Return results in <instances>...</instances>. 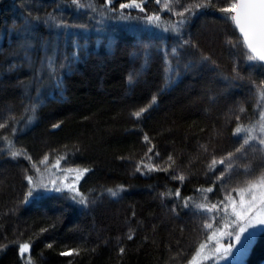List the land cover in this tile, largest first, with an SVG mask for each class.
Instances as JSON below:
<instances>
[{
  "label": "trees",
  "instance_id": "1",
  "mask_svg": "<svg viewBox=\"0 0 264 264\" xmlns=\"http://www.w3.org/2000/svg\"><path fill=\"white\" fill-rule=\"evenodd\" d=\"M123 1L0 0V264H187L207 235L196 220L225 225L215 168L240 144L238 124L257 121L245 85L261 83L264 64L248 59L231 14L220 10L232 0H171V10L137 0L144 12L122 10ZM197 3L188 15L175 14ZM78 10L88 49L68 72L53 73L58 85H26L36 67L17 58L19 29L36 24V48L49 36L47 17L66 22ZM102 24L115 34L97 44ZM25 88L42 93L31 106ZM239 108L243 122L231 114ZM44 163L45 184L55 180L61 192L39 188ZM28 177L40 195L25 202ZM72 186L86 204L70 198ZM21 244L29 245L23 254ZM242 264H264V230Z\"/></svg>",
  "mask_w": 264,
  "mask_h": 264
},
{
  "label": "rangeland",
  "instance_id": "2",
  "mask_svg": "<svg viewBox=\"0 0 264 264\" xmlns=\"http://www.w3.org/2000/svg\"><path fill=\"white\" fill-rule=\"evenodd\" d=\"M122 3H125V1ZM160 4L163 6V0H161ZM84 8L85 7L82 9ZM126 9H133V7ZM84 12L85 11L83 10V13ZM185 15H188V13ZM84 22L85 21L82 20V17H80L79 10L77 13L68 16L66 22H62V20L58 18L47 17L46 22L44 21V23L51 26V29H49V36L44 40L43 44H40L36 48L33 47L31 43L32 39H36L38 37V35L35 34L36 24L29 23V25L24 29H19L20 33H18V35H21L20 44L23 47L17 48V51L20 52L17 58L22 60V63L26 67L27 65H30L31 61L32 64L34 62L36 67V74L34 77L37 81L35 82L34 77H32V80H30L29 83L27 80L26 85L29 84L34 89L39 87L42 90L46 89V85H58V75L68 72V69L71 65L70 63L73 64L75 61H77V57L82 55L83 50L88 49L87 41L81 42V37L87 35V31H84L82 28V26L84 27ZM136 25H131V33L136 31ZM100 26L101 27L97 30V38L95 39L97 44L101 42L106 43L110 36L115 34L114 32H108L105 28H103V24ZM102 31L103 33L101 34ZM26 43L27 45L30 43L31 46L26 47ZM55 72L58 74L57 76H53V73L55 74ZM260 72L262 73L261 83L257 85V87L254 85V83L245 85V89L247 90L249 96H253L255 108L258 111L257 121L255 124H253L256 128V131L253 134L258 138L264 135L259 132L260 114L264 113V66L260 68ZM172 75H169L167 79L169 84L174 83V77ZM258 79L260 80V77L256 76L255 80ZM38 82H41L42 86L45 88H41L38 85ZM24 94L27 100L30 101L29 106L33 104V100H37L38 97L42 95V93H39L35 96L31 90H26V88L24 90ZM223 95L224 93H221L219 96ZM31 108L33 110L32 112H34L35 105ZM244 113L245 112H241L239 108V110L237 109L231 114L235 119H237L239 116V122H243L245 115ZM253 125L249 127H252ZM246 135L247 133L243 132L241 137ZM237 142L240 144L237 146V148H233L232 158L230 160H225L224 163H220L215 168L216 174H214L217 177H220L221 173H223V178L221 179L223 188L222 190L224 192L223 198L225 200V205H227V218L225 220V225L222 224L221 228L220 225H218L215 229H205L204 224L206 222L213 224V218L210 216H205L196 220V225H198L197 223L202 224V227L207 234L203 237L202 241V243H206L207 246L199 251V255H196L197 252L195 253L194 264H242L247 257L256 236L262 230H264V225L256 223L257 219L264 218V187L261 186V183H264V180L261 179V174L264 173V145H260L256 141H252L249 145L241 147L243 140L240 139ZM238 148L240 149L239 152H237ZM229 165H231V167H229ZM37 169V175L35 179L39 184H45L50 178V173L47 171L48 166H46L44 163L42 167H39V171ZM65 178H67V176ZM254 181L258 183L249 191V185ZM242 189L245 191L240 192ZM253 195L256 197L255 201H252ZM226 196H230L232 200L230 201L226 199ZM234 213H241L243 215V220L238 221L237 216ZM249 222L255 224V228H249L248 230L249 233L255 232V237L247 247V250L241 254L238 251L240 245H238L235 240V234L239 232L241 226ZM209 235L212 237L211 240L208 239ZM221 242L230 244L231 251H227L221 255H215V247ZM192 261L193 258L187 264H190Z\"/></svg>",
  "mask_w": 264,
  "mask_h": 264
},
{
  "label": "snow or ice",
  "instance_id": "3",
  "mask_svg": "<svg viewBox=\"0 0 264 264\" xmlns=\"http://www.w3.org/2000/svg\"><path fill=\"white\" fill-rule=\"evenodd\" d=\"M107 2L110 4L112 0H107ZM157 3H161V0H156ZM171 0H163V8L164 9H169ZM73 4H76L77 7H80V0H72ZM135 7L139 11L144 12L145 9L142 6V3H138L137 0H129L128 3H121L120 8L126 9V8H132ZM193 7L195 8H200L202 5L200 4H195L193 6H188L184 7L183 11H177L175 12L176 15L184 17L186 13H191L193 11ZM220 10L224 13H230L227 18L233 21L235 27L239 29V32L241 36L243 37V44L247 47L248 52L252 53V55L248 56V59L254 60L258 59L261 62H264V0H232V2L227 6V7H221ZM160 20V17L158 15L156 16H147V21L148 23H154L158 22ZM180 24L184 23V20L179 21ZM175 29V26H173ZM231 43V41H229ZM239 43V41H238ZM131 81V77L129 78ZM153 103H155V97H153ZM147 109H141L140 111L134 113V115L139 118L144 111ZM241 112L244 111L243 108L240 109ZM240 120V117H237V121ZM260 127H259V132L264 134V113L260 114V119H259ZM4 125L0 124V127H3ZM54 127H58V125H55ZM256 131L255 125L252 127H247L242 124H238V126L234 130V135H239L240 133L244 132L247 133L246 136L241 137L243 140V144L241 147H244L246 145H249L250 142L256 141L260 145H264V135L261 137H257L253 133ZM147 139V137H145ZM151 151V149H149ZM240 149H237V152H239ZM18 155H21L20 152L18 151H12L11 156L13 158H16ZM232 153H229L228 157L224 158L223 160L219 161V163H224L225 160H230L232 158ZM61 159H64V157H61ZM171 160V157H169ZM47 161V157H45V160L43 162ZM42 162V163H43ZM217 162L213 160V166ZM59 165V161L57 162V166ZM231 167V165H229ZM39 171V169H37ZM150 170H156V169H151ZM71 171V169H69ZM87 171V169L83 170ZM136 171H141L140 167L138 166L136 168ZM82 174V173H81ZM181 181L184 179L183 176L178 177ZM223 178V173H221V176L218 177V179ZM261 179L264 180V173L261 174ZM28 183L29 185H32L30 187L29 191L27 192V195L25 197V202H28L29 198L32 199H37L39 198V189L38 187L34 184V181L31 177H28ZM258 182L254 181L251 182L249 185V191L251 188L255 187ZM51 184L53 187L49 188L48 184H40L39 188H42L43 191L48 192V191H56V192H61L63 189L56 184V181L53 180L51 181ZM261 186L264 187V183H261ZM69 191H73L74 195L70 197L73 200H76L77 203L80 204H86V198L81 196V194L75 190L74 186L69 187ZM207 192L213 191L212 188H207L205 189ZM245 190H240V192H243ZM108 192L112 196L118 195V191H113L112 189H108ZM177 195H179V192L177 191ZM79 197V199H77ZM226 199L232 200L230 196H226ZM256 197L255 195L252 196V201H255ZM222 203V202H221ZM234 203V201H233ZM243 203V201H242ZM185 206L187 207V202L185 203ZM197 208L201 210H206L208 212H212L214 209H218L219 205L218 204H212L210 207L204 204H198L196 205ZM224 210L227 213V205L224 206ZM237 216V220H243V215L241 213H234ZM257 224L264 225V218H259L256 220ZM213 227L212 223H205L204 228L205 229H211ZM249 228H255V224L252 222H249L243 226L240 227L239 232L235 234V240L238 245H240V248L238 251L243 254L244 251L247 250V247L249 244L252 242L253 238L255 237V232L249 233L248 230ZM131 238V237H129ZM211 235H209L208 239L211 240ZM206 243H201L199 245V249L197 250L196 255H199V251L204 249L206 247ZM21 254L26 252L29 249L28 244H21L19 246ZM123 251V249H121ZM218 251V249H217ZM226 251H231V248L226 249ZM62 255H71V252H66V253H61ZM211 258V257H209ZM195 262V255L193 257V261L190 262V264H194Z\"/></svg>",
  "mask_w": 264,
  "mask_h": 264
},
{
  "label": "water",
  "instance_id": "4",
  "mask_svg": "<svg viewBox=\"0 0 264 264\" xmlns=\"http://www.w3.org/2000/svg\"><path fill=\"white\" fill-rule=\"evenodd\" d=\"M116 1H119V0H112V2L109 4L107 2L108 5H112L113 3H115ZM232 24H233V27L235 29V31L237 32L238 36L240 37V39L242 40V43H243V37L241 36L240 32H239V29H237L232 21ZM245 50L248 52L247 50V47L243 44ZM249 55H252V53L248 52ZM255 61H257L258 63H261V64H264V62H261L259 61L258 59H254ZM231 246L230 244H225L223 242L221 243H218L215 247V255H221V254H224L226 251V249H229ZM218 249V251H217Z\"/></svg>",
  "mask_w": 264,
  "mask_h": 264
}]
</instances>
